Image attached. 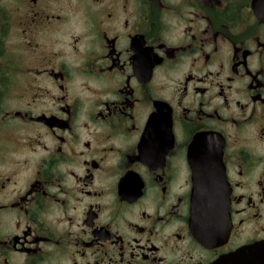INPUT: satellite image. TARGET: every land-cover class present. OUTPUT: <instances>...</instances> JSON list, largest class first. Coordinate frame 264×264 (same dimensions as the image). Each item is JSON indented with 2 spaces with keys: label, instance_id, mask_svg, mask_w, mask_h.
<instances>
[{
  "label": "flooded vegetation",
  "instance_id": "1",
  "mask_svg": "<svg viewBox=\"0 0 264 264\" xmlns=\"http://www.w3.org/2000/svg\"><path fill=\"white\" fill-rule=\"evenodd\" d=\"M197 174L226 219L204 243ZM259 246L264 0H0V264Z\"/></svg>",
  "mask_w": 264,
  "mask_h": 264
},
{
  "label": "water",
  "instance_id": "2",
  "mask_svg": "<svg viewBox=\"0 0 264 264\" xmlns=\"http://www.w3.org/2000/svg\"><path fill=\"white\" fill-rule=\"evenodd\" d=\"M200 177L197 174L192 198V219L198 239L204 243L225 230L226 219L222 212H218L222 200L211 195L212 189L208 190L207 184ZM212 184L214 185V183ZM214 264H264V247L239 250Z\"/></svg>",
  "mask_w": 264,
  "mask_h": 264
}]
</instances>
